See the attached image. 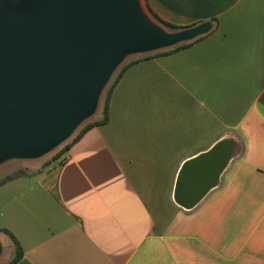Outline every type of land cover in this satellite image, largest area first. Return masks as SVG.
<instances>
[{"label": "crops", "instance_id": "1", "mask_svg": "<svg viewBox=\"0 0 264 264\" xmlns=\"http://www.w3.org/2000/svg\"><path fill=\"white\" fill-rule=\"evenodd\" d=\"M145 1L167 22L211 29L140 53L152 56L120 77L108 122L0 184V227L24 252L14 264H264V0ZM223 138L240 150L219 184L179 206L180 168ZM0 238L6 264L14 243Z\"/></svg>", "mask_w": 264, "mask_h": 264}, {"label": "water", "instance_id": "2", "mask_svg": "<svg viewBox=\"0 0 264 264\" xmlns=\"http://www.w3.org/2000/svg\"><path fill=\"white\" fill-rule=\"evenodd\" d=\"M210 22L167 31L139 0H0V164L37 158L60 144L98 104L128 54L191 41ZM239 144L223 138L184 162L175 202L195 207L214 187Z\"/></svg>", "mask_w": 264, "mask_h": 264}, {"label": "rangeland", "instance_id": "3", "mask_svg": "<svg viewBox=\"0 0 264 264\" xmlns=\"http://www.w3.org/2000/svg\"><path fill=\"white\" fill-rule=\"evenodd\" d=\"M9 4V6H11V8L16 9L19 7V5L24 1V0H6ZM140 1V5L144 11V13L156 24L164 27L167 31H175V30H171L169 28H167L166 26H164L158 19H156L152 13L149 10L148 4L145 0H139ZM173 47V46H172ZM168 48L171 47H167V48H163V49H159L160 51L162 50H166ZM146 54V53H145ZM144 56V54H128L114 69V71L111 73L110 78L108 79V81L106 82V84L104 85V87L102 88L99 97H98V104L96 105V107L94 108V110L91 112V114H89L88 116H86L83 120L80 121V123L73 129V131L60 143L58 144L53 150L49 151L48 153H46L45 155H43L40 158H34V159H13L10 160L6 163L0 164V178L3 177L5 174H8L10 172H14L16 170L19 169H27V170H43L46 168V166L49 164V162L52 161V159L56 156V154L63 148V146L70 142L72 140V138L74 137V135L83 127L85 126L87 123H89L91 120H93L96 116V114L98 112H100V110L103 107V100H104V96L106 94V91L109 88V85L111 84L115 74L118 72L119 68L125 64L126 62H129L133 59L139 58ZM6 236V235H5ZM1 239V238H0ZM11 250L8 248L7 243L4 245L3 242H0V264H4L7 260H8V256H10V252Z\"/></svg>", "mask_w": 264, "mask_h": 264}, {"label": "trees", "instance_id": "4", "mask_svg": "<svg viewBox=\"0 0 264 264\" xmlns=\"http://www.w3.org/2000/svg\"><path fill=\"white\" fill-rule=\"evenodd\" d=\"M149 10H150V12L152 13V15L156 19H158L164 26H166L167 28H169L171 30H175L176 31V30H180V29L186 28V27L178 26V25H176L174 23H170V22H167V21L163 20L150 7H149ZM191 42H187V43H182V44L176 45V46L171 47V48H168L166 50H162L159 53L160 54L172 53V52H174V51H176V50H178V49H180L182 47H185V46L191 44ZM151 56L152 55L150 54V55H145V56H142V57L133 59V60H131L129 62H126L125 64H123L119 68L118 72L115 74V76H114L111 84L109 85V88L106 91V94L104 96V100H103V112H102L103 116H102V118L100 120H97V121L89 122L85 126H83L74 135V137L72 138V140L70 142L66 143L63 146V148L56 154V156L52 159V161L59 160L62 157V155L69 149V147L71 146V144L74 143L75 141H77L89 128H91V127H93L95 125H100V124H104V123L108 122V120H109V103H110L111 93H112L115 85L119 81L120 77L123 75V73L126 71V69L129 66H131L132 64L138 62L139 60H141L143 58H149ZM24 173L25 172L22 169H19V170H16L14 172H11V173L5 175L2 179H0V184L4 183L5 181L11 180V179H13V178H15L17 176H20V175H22ZM0 231L8 234L11 237V239H12V241L14 243V250H13L12 258L6 263V264H14L19 259H21L23 257V255H24L22 246H21L20 242L18 241V239L16 238V236L9 229L4 228V227H0Z\"/></svg>", "mask_w": 264, "mask_h": 264}]
</instances>
